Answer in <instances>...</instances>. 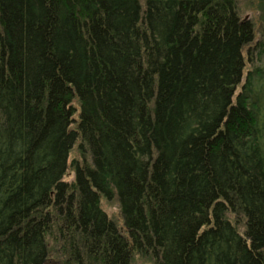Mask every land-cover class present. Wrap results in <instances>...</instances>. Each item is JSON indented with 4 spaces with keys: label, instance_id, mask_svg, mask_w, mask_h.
I'll list each match as a JSON object with an SVG mask.
<instances>
[{
    "label": "trees",
    "instance_id": "trees-1",
    "mask_svg": "<svg viewBox=\"0 0 264 264\" xmlns=\"http://www.w3.org/2000/svg\"><path fill=\"white\" fill-rule=\"evenodd\" d=\"M138 261L264 264V42L235 0H0V264Z\"/></svg>",
    "mask_w": 264,
    "mask_h": 264
},
{
    "label": "rangeland",
    "instance_id": "rangeland-1",
    "mask_svg": "<svg viewBox=\"0 0 264 264\" xmlns=\"http://www.w3.org/2000/svg\"><path fill=\"white\" fill-rule=\"evenodd\" d=\"M238 14L242 19H248L252 23L254 41L264 42V0H235ZM253 44V43H252ZM248 45V49L252 46ZM72 179V173L67 176ZM107 213L115 218L118 217L116 207H106ZM137 264H143L138 261Z\"/></svg>",
    "mask_w": 264,
    "mask_h": 264
}]
</instances>
